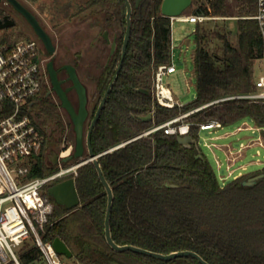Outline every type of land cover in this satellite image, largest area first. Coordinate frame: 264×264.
Returning <instances> with one entry per match:
<instances>
[{
	"label": "trees",
	"instance_id": "1",
	"mask_svg": "<svg viewBox=\"0 0 264 264\" xmlns=\"http://www.w3.org/2000/svg\"><path fill=\"white\" fill-rule=\"evenodd\" d=\"M163 0L133 4L132 32L128 52L106 105L92 134L94 151L114 190L111 230L119 244H134L170 253L191 249L211 264H264V176L249 186L244 180L264 174V166L221 185L206 153L196 145L187 147L178 134L157 124L188 113L190 133L199 138L200 124L218 120L228 125L251 117L264 127V100L243 97L256 89L255 64L262 56L259 24L254 17L257 0L193 1V13L217 19L237 17V44L228 33L208 29L198 21L194 53L196 97L186 104L168 106L155 97L144 80L172 55V20L161 13ZM9 4L0 1V18L10 15ZM98 11L102 27L117 38L110 55L104 39L105 61L93 77L95 113L112 80L126 31L125 0H86L79 13ZM4 39H9L5 37ZM148 89L149 92L142 91ZM37 124L45 133L41 151L30 162L24 178L46 176L57 170L47 151L59 144L65 117L60 106L40 95L34 104ZM153 111L150 120L139 119ZM51 127L48 134L46 129ZM71 138L76 142L72 129ZM200 153L203 155L201 156ZM81 205L69 209L49 194L54 204L45 224V240L61 237L83 264H202L192 256L163 260L131 250L116 251L105 237L108 195L93 162L81 165L75 177ZM173 184L175 186H170ZM24 264L41 259L39 247L26 242L19 251Z\"/></svg>",
	"mask_w": 264,
	"mask_h": 264
},
{
	"label": "built area",
	"instance_id": "2",
	"mask_svg": "<svg viewBox=\"0 0 264 264\" xmlns=\"http://www.w3.org/2000/svg\"><path fill=\"white\" fill-rule=\"evenodd\" d=\"M189 22L203 21L208 16L191 14L180 16ZM254 17L259 24L262 39L261 73L256 79V89L243 97L264 100V0H257ZM0 35V264H24L20 248L33 241L41 253V259L29 264H83L69 262L57 252L53 240H45V224L53 212V202L45 196L44 188L78 175V163L68 165L62 161L59 169L46 176L24 178L31 159L41 151L45 133L37 124L34 104L48 83L45 60L36 38L4 39ZM172 55L169 64L160 65L154 74V90L158 101H177L164 93V75L174 72ZM171 90V89H170ZM175 101V102H174ZM180 104V103H178ZM188 113L157 124L144 132L163 129L168 134L190 133V123L184 121ZM221 125L218 120L200 124V129ZM69 150V149H68ZM67 150V151H68ZM68 156L62 153L61 158Z\"/></svg>",
	"mask_w": 264,
	"mask_h": 264
},
{
	"label": "rangeland",
	"instance_id": "3",
	"mask_svg": "<svg viewBox=\"0 0 264 264\" xmlns=\"http://www.w3.org/2000/svg\"><path fill=\"white\" fill-rule=\"evenodd\" d=\"M21 1L38 15L41 19V23L57 38V44L61 50L58 59L60 64L67 60L74 61L73 53H80L84 56V63L82 65L79 64L78 69L80 76L88 85L91 95H93L95 90L93 77H97L100 63L104 62L106 59V53L103 51L105 48L103 33L105 30L102 27V14L96 10L79 13L80 8L85 4L86 0ZM197 1L199 3L208 2V0ZM8 6L9 11L13 13L12 17L15 18L18 23L15 26L0 29V35H2V37H8L9 40H18L22 38L38 39L23 16L17 12L12 5L9 4ZM193 6L194 5L186 12H192ZM200 22L206 24L208 29L228 33L231 41L237 44V17L229 16L217 19H205ZM195 27L196 22L174 21L173 23L172 45L176 70L165 74L163 83L171 89L174 100L180 104H186L194 100L197 92V76L193 58L197 46L194 32ZM110 36L114 38L111 33ZM88 62H92L93 65L90 64L86 66L85 64H88ZM261 71L260 62H256V79L260 76ZM144 80L151 85L155 94L154 73L148 71L144 75ZM155 97H157L156 94ZM96 99V97L95 99L93 98L91 104L92 111L96 105ZM92 115L93 113H91L86 122L85 134L92 120ZM64 123V131L58 130L56 132V135L62 137L61 142L54 146L52 150L47 151L48 160L53 162L57 169H59L63 161L61 154L68 153V155H71L75 151V142L70 136L72 129L74 130L73 123L67 116H65ZM46 131L49 134L51 132V127L47 128ZM224 131H228L230 134L224 138L216 137V133ZM199 137L200 146L213 165L221 185H225L234 179L235 173L239 170L249 173L264 166V127H259L251 117H246L238 122L224 125L219 129H200ZM225 142L229 143L234 151H241L243 153V157L232 165H229L226 153L219 147V144ZM241 152L237 154L241 155ZM54 155H57V163L53 161ZM235 156L237 157L236 153ZM232 159L234 160L235 157H232ZM78 161L79 158L74 157V159L66 162V164L75 165ZM240 164L247 165V168L243 169ZM232 169L234 171L230 173ZM29 242L33 243V241ZM63 257L69 262L75 260L74 257L69 258L65 255Z\"/></svg>",
	"mask_w": 264,
	"mask_h": 264
},
{
	"label": "water",
	"instance_id": "4",
	"mask_svg": "<svg viewBox=\"0 0 264 264\" xmlns=\"http://www.w3.org/2000/svg\"><path fill=\"white\" fill-rule=\"evenodd\" d=\"M5 1L6 3L12 5L14 9L27 20V22L33 28L37 37L46 46L47 50L50 53H53L55 50V46L52 37L43 27L37 15L31 9H29L21 0H5ZM193 1L194 0H163L161 4V13L171 18L180 17L193 5ZM125 2L127 6L126 31L122 45L121 59L117 66L116 72L112 80L110 81L107 90L105 91L95 111V114L89 124L86 134H85V125L89 116L87 87L82 82L75 66L71 64H67L63 67L64 69L67 70L69 74V79L73 83L72 87L75 88L78 93L79 107L78 109H76L68 96L67 93L68 89L63 88L61 81L58 79L57 71L55 70L53 64L52 63L49 64V73L52 79L53 88L56 94L58 95L63 108L70 115L76 134L75 151L73 154L64 157L63 161L69 162L74 157H77L79 158V161L77 162L79 166L84 165L88 162H93V164L95 165L98 175L101 179V182L104 185L108 195L107 211L105 218V237L108 244L114 250L116 251L131 250L134 252L146 254L163 260H172L182 256H192L198 259L202 264H211L201 254L191 249L178 250L170 253L157 252L134 244H119L114 240L112 235L111 215H112V208H113L115 195H114L113 187L111 183L108 181L107 177L105 176L104 170L99 161L100 154H97L94 151L92 144V134L97 125L99 117L106 105V102L109 98V94L119 75L126 54L128 52V45L131 39V32H132V15H133L134 7L131 0H125ZM140 2L141 0H136V5L138 6ZM16 24H17V20L13 18L11 15H5L4 17L0 18V29L12 27L15 26ZM103 38L111 46L110 55L107 61L108 64L111 55L116 50L117 38L116 35L114 36V38H111L109 30L104 31ZM141 90L145 92H149L148 89L141 88ZM138 118L142 120H150L153 118V111L149 112L147 115H139ZM178 140L187 147H191L192 144H194L200 151L203 150L200 146V141H199L200 137L195 138L191 133L185 135H178ZM200 155L202 156L203 154L200 153ZM53 161L54 163H57V155H54ZM263 176H264L263 173L253 175L250 178L244 180L243 183L249 186L255 185L257 184L259 179L262 178ZM169 185L175 186L173 184H169ZM48 192L50 195H52L55 198V200L59 204H62L69 209H74L81 205V199L79 197V193L76 187V181L74 177H70L58 183L49 185ZM53 245L59 254L65 255L69 258L73 257V252L61 237L59 236L55 237L53 240Z\"/></svg>",
	"mask_w": 264,
	"mask_h": 264
},
{
	"label": "flooded vegetation",
	"instance_id": "5",
	"mask_svg": "<svg viewBox=\"0 0 264 264\" xmlns=\"http://www.w3.org/2000/svg\"><path fill=\"white\" fill-rule=\"evenodd\" d=\"M2 1H5V0H2ZM6 3V1H5ZM14 8V7H13ZM29 8V7H28ZM30 9V8H29ZM34 12V11H33ZM35 13V12H34ZM11 16L13 15L12 12L9 13ZM36 14V13H35ZM37 15V14H36ZM38 17V15H37ZM24 18V17H23ZM39 18V17H38ZM25 19V18H24ZM40 22H41V19L39 18ZM26 23L29 25V27L32 29L33 33L34 30L33 28L31 27V25L27 22V20L25 19ZM18 23V22H17ZM42 24V23H41ZM43 25V24H42ZM43 27L47 30V32L51 35L52 37V40H53V43H54V46H55V50L53 53H50L46 46L44 45V43L38 38V41H39V46H40V49H41V53H42V57L43 59L45 60V67H46V71H47V78H48V83L45 84L44 88H43V91L41 93L44 94L45 97H48L50 98V100H53L55 101L56 104H58L60 106V109L64 112V117L67 116L70 120H71V117L70 115L68 114V112L63 108L62 104H61V101L58 97V95L56 94L54 88H53V85H52V79H51V76H50V73H49V64L52 63L55 70L57 71V76H58V79L61 81V84L63 86L64 89H68L67 93H68V96L71 100V102L73 103V105L75 106L76 109H78L79 107V98H78V93L76 91L75 88H73V83L72 81L69 79V74L67 72L66 69H64L63 67L67 64H71L73 66H75V68L77 69V72L80 76V72H79V69H78V66L79 64H83V60H84V56L80 53H73V58H74V61H70V60H67V61H64L63 63H59L58 62V59H59V56H60V53H61V50H60V47L59 45L57 44V38L52 34V32H50V30H48L44 25ZM94 63V62H93ZM90 64H92V62H88V64H85L86 66H89ZM93 65V64H92ZM82 82L85 84V86L87 87V94H88V109H89V116H88V119L91 115V113H93V111L91 110V104L93 102V97L90 93V89L88 87V85L86 84V82L82 79V77L80 76ZM95 113H93L92 115V118L94 116ZM72 121V120H71ZM73 123V122H72ZM74 126V125H73ZM74 159V158H73Z\"/></svg>",
	"mask_w": 264,
	"mask_h": 264
},
{
	"label": "crops",
	"instance_id": "6",
	"mask_svg": "<svg viewBox=\"0 0 264 264\" xmlns=\"http://www.w3.org/2000/svg\"><path fill=\"white\" fill-rule=\"evenodd\" d=\"M191 14H195V13H193V12H190V13L185 12L183 14V16H188V15H191ZM171 20H172V40H173V23H174V21H179V22H189V21H186L182 17L171 18ZM193 58H194V56H193ZM223 126L224 125H219V126H216L214 128L215 129H219V128H222ZM229 134L230 133L228 131L218 132V133H216V137H218V138H224V137L228 136ZM219 147L221 149H223L224 152L226 153L227 158H228L229 165L234 164L236 161H238L240 158L243 157V153L241 151H236V150L234 151L232 149L231 145L229 143H227V142L219 144ZM239 152H241V155H238L237 154ZM235 153H236L237 157L235 156ZM232 157H235V159L233 160ZM230 158H231V161H230ZM240 166L243 167V169H246L247 168V165H245V164H240ZM233 171L234 170L232 169V172L230 171V173H233ZM243 174H246V173L243 172L242 170H239L238 172L235 173L234 177L236 178V177L241 176Z\"/></svg>",
	"mask_w": 264,
	"mask_h": 264
},
{
	"label": "bare ground",
	"instance_id": "7",
	"mask_svg": "<svg viewBox=\"0 0 264 264\" xmlns=\"http://www.w3.org/2000/svg\"><path fill=\"white\" fill-rule=\"evenodd\" d=\"M164 93H165V95L167 96V97H172V93H171V90H170V88L168 87V86H165L164 87ZM164 102L166 103V104H168V105H172V101H166V100H164Z\"/></svg>",
	"mask_w": 264,
	"mask_h": 264
}]
</instances>
